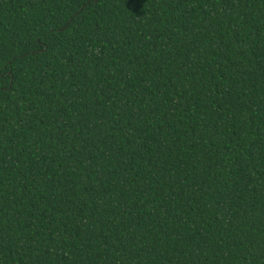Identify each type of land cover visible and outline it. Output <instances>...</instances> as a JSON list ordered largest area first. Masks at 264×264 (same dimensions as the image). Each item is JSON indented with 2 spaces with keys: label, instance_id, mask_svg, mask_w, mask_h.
Masks as SVG:
<instances>
[{
  "label": "trees",
  "instance_id": "trees-1",
  "mask_svg": "<svg viewBox=\"0 0 264 264\" xmlns=\"http://www.w3.org/2000/svg\"><path fill=\"white\" fill-rule=\"evenodd\" d=\"M0 264H264V0H0Z\"/></svg>",
  "mask_w": 264,
  "mask_h": 264
}]
</instances>
